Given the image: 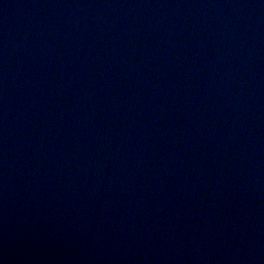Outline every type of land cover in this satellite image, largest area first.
<instances>
[{
  "label": "water",
  "instance_id": "obj_1",
  "mask_svg": "<svg viewBox=\"0 0 264 264\" xmlns=\"http://www.w3.org/2000/svg\"><path fill=\"white\" fill-rule=\"evenodd\" d=\"M0 264H264V0H0Z\"/></svg>",
  "mask_w": 264,
  "mask_h": 264
}]
</instances>
